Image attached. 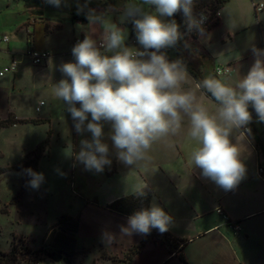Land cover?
I'll list each match as a JSON object with an SVG mask.
<instances>
[{
  "label": "clouds",
  "instance_id": "clouds-1",
  "mask_svg": "<svg viewBox=\"0 0 264 264\" xmlns=\"http://www.w3.org/2000/svg\"><path fill=\"white\" fill-rule=\"evenodd\" d=\"M47 2L59 7L61 0ZM143 5L154 6L155 11H146ZM193 5L194 0L127 3L123 18L132 20L142 51L125 45L123 28L96 15L94 10L89 12V24L103 27L100 45L91 35H85L72 49L75 62L60 66L66 78L53 86L55 97L67 105L75 130L92 134L91 140L81 141L76 157L86 169L99 172L112 163L109 146L103 142V122L111 124L117 159L127 166H136L150 159L148 152L156 141L178 134L187 118V135L197 143L189 157L192 166L225 190L234 189L244 179L246 169L241 150L230 137L250 123L249 105L264 121V50L253 47L255 62L235 84L215 76L197 83L217 103L215 112H210L197 102L193 91L183 89L189 77L184 63L169 61L161 51L175 46L182 38L176 21L165 22L162 17H172L182 10L188 30L203 34L206 17H195ZM77 103L80 107H76ZM89 114L91 120L85 126ZM243 136L244 132H240V137ZM25 171L31 177L29 185L39 188L44 181L43 173L30 168ZM145 188L147 183H142L136 192L144 195ZM171 220L161 207L153 205L130 216L122 233L148 234L152 228L164 233L169 230ZM105 239L112 243L115 237L105 233Z\"/></svg>",
  "mask_w": 264,
  "mask_h": 264
},
{
  "label": "crops",
  "instance_id": "crops-1",
  "mask_svg": "<svg viewBox=\"0 0 264 264\" xmlns=\"http://www.w3.org/2000/svg\"><path fill=\"white\" fill-rule=\"evenodd\" d=\"M75 1L81 2L86 0ZM88 2L97 4V6L88 8V14L94 10L96 15H102L106 19L112 16L113 19H109L111 22L121 28H124V26L128 27L130 29V39L131 37L136 38L132 20L123 18L124 6L127 4V0ZM140 2L141 0L137 1V3ZM250 2L254 11L258 34H246L250 26L247 24L245 18L240 16L239 13H235L229 7L232 4L229 0L220 10L216 26L199 35L197 39L189 36H185L183 39L187 46L192 49V52L194 51L197 56L203 57L204 63H191L190 59L186 57L187 49L184 46V57L189 60L197 76L194 77L188 72V80L182 87L186 91H193L197 97V102L203 104L210 112H215L217 104L202 89L197 87V83L205 77L214 76L213 70L216 67H227L229 73L216 78L224 79L229 84H235L240 78L247 75L255 62L256 56L252 51L253 47L264 50V7L260 11L254 9V4L264 5V1L250 0ZM143 7L145 8V5ZM82 8L83 5L77 6L75 4L63 11L53 9L55 12L52 13L51 17L54 18L50 19L45 18L43 10L36 13L25 8L30 16L29 18L27 17V22L22 27H31L32 29L31 33L27 31V35L29 36L25 40L26 51L33 49L47 53L49 57L43 65L33 66L28 58L21 57V55L15 59L14 54L9 52L10 49L8 47L5 50L0 49V53L11 59L10 62L12 60L17 62L16 71L8 73L13 74L14 81L17 76L21 79L25 77L30 65L41 68L36 71L35 75L53 76L55 72L58 81H60L66 78L60 71V66L63 63L75 62V57L72 53V43L75 38L80 37L84 39L85 35H91L97 43L101 41L103 27L100 24L90 25L89 20L83 24L80 22L72 23L71 21L69 23L60 22L58 20V13L65 11L69 15L71 11ZM257 14H259V17ZM36 26L41 31L39 32L42 35L40 41L37 39ZM46 26H56L57 28L49 33H45ZM67 26L71 28V34L68 37L65 36L66 47H64L61 32ZM216 30L219 33L217 37L219 42L229 45V48L223 52L221 58L213 56L207 50V47L199 42L203 37L209 36L211 32ZM9 42L10 39L8 37V42L1 43L0 46L3 44L8 45ZM211 43L209 42V44ZM126 45L129 46V44ZM161 51L165 52L168 50L165 48ZM175 52L177 54L176 50ZM5 75L0 78H4ZM40 103V107L45 106V103L42 106ZM39 106L35 108L36 113H40ZM76 107H80L79 103L76 104ZM37 108L39 109L38 111H36ZM248 110L250 113H256L251 105H249ZM62 113L66 112L63 111ZM65 116L63 117V115L58 114L55 117L50 112L46 118L39 117L36 119L18 120L47 121L49 128L45 139L48 138L49 149L52 142L57 144L60 141L61 133L64 132L61 130L63 124L70 123L67 116ZM14 119L17 118L15 117ZM256 119L258 120L257 122L255 121ZM90 120L91 115L89 114L88 121ZM74 124L75 122L72 119L70 131L73 138L70 143L62 144L63 148H68L67 145H69L70 149H75L78 146L77 131ZM249 124L253 128L246 126L250 130V133L241 138L240 129L230 137L233 144L239 145L241 160L246 169L244 179L232 190L223 189L211 179L203 177L201 169L192 166L189 157L193 149L197 147V143L192 141L187 135L189 127L187 118H185L178 134L169 135L156 141L152 146V148H155L154 155L150 157L148 152L150 159L141 161L136 166H127L117 159L116 149L111 140V130L107 140L109 149L114 154V162L110 173L106 174L102 181H99L91 197L84 199L81 196L72 198L77 206L75 213L70 212L62 215L71 218L78 225L75 234V255L80 254L83 256L81 261L85 262V256L87 253H90L92 247L99 250V257H97L99 259L111 261L112 264H128L125 260L126 258L122 256L120 258L110 249H113L117 244L123 246L129 243V246L123 249L122 253L125 255L146 234L132 232L130 235H127L122 233V227L128 226L129 218L111 212L107 207L119 198L136 193L137 187L142 183H147V188L144 190L150 191L152 194L149 209L153 205L159 206L172 218L169 230L165 233L173 239L186 241L187 243L184 248L196 237H204L205 234L213 232L222 233L228 241L226 245L231 247H235L236 244L239 245L241 237L246 240L253 238L259 233L258 226L254 225L244 228L242 224L245 220H251L252 218L264 215V176L259 178L256 175L258 164L262 163L264 170V121H260L256 114L252 115ZM18 125L20 124L14 126ZM81 135L84 136V133ZM48 151L44 156H48ZM166 157L167 160L165 159ZM260 225H262L261 233L264 234V223H260ZM233 226L239 228L237 233H234L232 230ZM84 228L87 231L83 233ZM150 231L160 233L155 228H152ZM228 232L232 233V239L229 237ZM105 233L113 235L115 240L112 243H107ZM184 248L182 253L184 252ZM143 253L146 254L144 264H182L176 256L170 254L168 248L158 238L147 243L142 251L131 260L130 264H133V260ZM96 260L94 259L92 264H96ZM186 261L188 264H198ZM237 264L248 263L244 260H239Z\"/></svg>",
  "mask_w": 264,
  "mask_h": 264
},
{
  "label": "rangeland",
  "instance_id": "rangeland-1",
  "mask_svg": "<svg viewBox=\"0 0 264 264\" xmlns=\"http://www.w3.org/2000/svg\"><path fill=\"white\" fill-rule=\"evenodd\" d=\"M86 1L99 2L104 0ZM137 1L135 0V2ZM129 2L132 0H127V3ZM231 2L229 7L245 18L250 26L246 34H258L250 0H230ZM144 9L151 12L155 11L154 6L145 5ZM43 12L46 19L54 18L51 17L52 13L55 12L53 9H44ZM58 14L60 22H70L69 15L65 11ZM29 16L30 14L26 12L21 1L0 0V36L6 35L10 39L8 45L3 44L0 49L5 50L8 47L15 59L20 55H25L27 49L25 41L29 36L27 31L31 33L32 29L31 27H22V25L27 22ZM107 16L109 15L107 14ZM257 16L259 17V14ZM162 19L165 22L171 21V17H162ZM35 29L37 39L40 41L42 36L39 33L41 32L40 28L36 26ZM123 29L126 31V45L129 44L130 29L125 26ZM70 34L71 28L69 26L61 32L64 47H66L65 36L68 37ZM218 35V30H216L211 32L209 36L203 37L199 42L204 44L213 56L221 58L229 45L220 43L217 39ZM209 42L212 43L209 44ZM184 46L187 49L186 57L190 59L191 63H202L200 58L193 56L192 49L185 42ZM128 47L131 45L129 44ZM166 49L168 51L163 53L166 54L169 61L180 60L174 47ZM108 54L111 55V53ZM10 60L8 56L0 53V70L8 66ZM40 69L30 65L25 77L21 79L17 76L15 81L13 74H6L4 78H0V121L8 117L11 120H14L15 117L17 119L46 118L51 112L55 117L58 114L63 115V117L66 115L70 123L63 124L61 130L64 132L61 133L60 141L57 144L52 142L48 149V156L42 157L37 163L35 172L43 173L44 181L36 189L29 185L28 182L31 177L27 173L3 170L23 166L29 161L26 158L27 155L46 137L49 128L48 122L44 120L38 125L25 124L0 129V252L9 253L11 247L14 246L16 252L13 264H73L72 259L67 261L63 254L64 259L58 263L48 260L47 254L21 256V248L19 247L22 245L30 252L40 249L42 239L53 227V224L62 215L76 212L77 206L72 198L91 197L99 181H102L106 174L110 173L114 154L109 152L111 165H105L103 171L98 172L95 169H86L85 165L76 158L81 150V141L92 139L91 132H83L85 138L81 135L82 133L77 132L78 146L75 149H70L69 145H67L68 148L62 147V144L70 143L73 138L70 131L71 114L67 110V105L54 95L53 86L59 82L56 73L46 77L35 75L36 71ZM41 101L45 103V106H39ZM37 106L40 107V113L35 112ZM63 111L66 112L65 115L62 113ZM88 122L85 121V126ZM111 130V124L103 122V142L107 143ZM154 151L155 148L150 149V157L154 155ZM165 159L167 160V157ZM256 175L260 178L257 171ZM263 176L264 170L261 177ZM260 223H264V215L245 220L242 224L244 228L256 225L259 233L250 240L241 237L240 244H236L235 247L227 246V239L219 232L205 234L204 237H196L184 248L185 261L198 264H237L239 260H244L248 264H264V234L261 233L262 225ZM57 231L58 229L55 228L52 235ZM85 231L87 229L84 228L83 233ZM228 233L232 239V233ZM128 244L123 246L117 244L110 250L120 258L121 256L125 258L128 253L124 255L122 252L124 247L129 246ZM82 257L80 254L75 255L74 264H92L94 259H97L96 264H112L111 261L97 258L99 257L97 248L91 247L90 253L85 256V262L81 261ZM145 258L146 254L143 253L133 260V264H144Z\"/></svg>",
  "mask_w": 264,
  "mask_h": 264
},
{
  "label": "trees",
  "instance_id": "trees-1",
  "mask_svg": "<svg viewBox=\"0 0 264 264\" xmlns=\"http://www.w3.org/2000/svg\"><path fill=\"white\" fill-rule=\"evenodd\" d=\"M21 1L24 5V7L28 10H32L36 13H38L41 10L44 9H57V10H67L71 5H83L82 9L73 10L70 12V21L72 23L80 22V23H86L88 22V8L92 6H97L95 3H90L88 1H75V0H61V3L59 7L50 4L47 2V0H16ZM229 0H194L193 5V15L195 17H199L203 15L206 17L205 25H203L204 32H207L212 27L216 26L218 23V18L214 19L215 14L219 13L220 10L223 8V6L228 2ZM256 5L254 4V9L256 10ZM214 19V20H213ZM171 20H175L176 23L179 25V31L182 34V38L178 40V42L175 44L174 49L177 51L178 58L184 63L186 66L187 72L192 74L194 77H196V73L193 71L191 64L189 60L184 57V42L183 39L185 36H189L193 39H197L201 33H199L196 30L189 31L188 26L186 23V17L184 16L182 10L175 13ZM57 27H45V33H49L53 30H55ZM203 32V33H204ZM133 39V37H131ZM193 55L197 58H200L202 61V64L204 63L202 56H197L196 52L193 51ZM202 91L205 92V94L211 98L213 102L215 100L211 97L210 93H207L206 90ZM216 103V102H215ZM217 104V103H216ZM252 112V111H251ZM257 113L252 112L251 115H256ZM42 121L40 120H18L14 119L11 120L9 117L5 120L0 121V129L7 128L10 126H14L17 124L25 125V124H33L38 125L41 124ZM249 128H252L250 124L247 125ZM253 129V128H252ZM48 151V138H46L44 141H42L40 144L36 146V148L31 151L27 155V159L29 160L25 165L17 167V168H8L4 169L3 171H22L24 173H27L26 169H32L35 171V167L37 166L38 161L40 158H42L44 155H46ZM28 175V174H27ZM152 194L150 191L144 190V195H139L137 192L126 196L119 198L115 201H113L107 209L111 212H114L120 216L124 217H130L135 212L140 211L142 209H149V204L151 200ZM69 227H65V226ZM57 228L58 231L54 234V229ZM78 225L77 223L72 220L69 217L61 216L56 223L51 227L48 232L45 234L44 238L41 241V247L37 251L30 252L26 247L20 246V254L21 256H24L26 254H29L30 256L36 255V254H53V253H60L65 256V259L68 261L70 258L72 259L71 262H74V249H75V234L77 232ZM156 238L161 239L162 243L168 248L171 255L176 256L179 261L182 264H187L184 256H183V248L186 245V241L183 240H177L171 238L167 233H156L153 231H150L146 236L135 246H133L126 255V261L128 264H130L133 257H135L137 254H139L142 249L145 247V245L149 242L154 241ZM21 242V241H19ZM15 249L14 246L11 247V251L9 253H1L0 252V264H13L12 262L15 260ZM10 254V255H9ZM64 259V258H63Z\"/></svg>",
  "mask_w": 264,
  "mask_h": 264
},
{
  "label": "built area",
  "instance_id": "built-area-1",
  "mask_svg": "<svg viewBox=\"0 0 264 264\" xmlns=\"http://www.w3.org/2000/svg\"><path fill=\"white\" fill-rule=\"evenodd\" d=\"M263 7H264L263 4H257L256 10L260 11L263 9ZM200 17L201 16H199L198 19ZM218 17H219V13H216L214 19H216ZM205 22H206V19L203 20L202 26L205 25ZM82 40H83V38H80V37L75 38L73 40L72 47H74L77 42L82 41ZM7 42H8L7 36H5V35L0 36V44L1 43H7ZM100 42L97 43L98 46L100 45ZM129 44L131 45L132 48L139 49L141 51L143 50L142 46L138 43L136 38L130 39ZM101 50H102V48H101ZM21 57L28 58L33 66H41L48 59L49 55L47 53H44V52L29 49L28 51L25 52V55H21ZM16 69H17V62L12 60L7 67H4L0 71V77L4 76L5 74H8V73H14L16 71ZM228 73H229V70L227 67H216L213 70V74L215 77L227 75ZM40 105H41V103H40ZM38 110L39 109L37 108L36 111H38ZM246 129H241V132H244V135L250 133V131H248L249 130L248 127H246ZM262 172H263V165H262V163H260L257 166V173L260 177L262 176ZM218 212L220 213V211H218ZM232 230L234 231V233H237L239 231V228L237 226H233ZM37 264H39V263H37Z\"/></svg>",
  "mask_w": 264,
  "mask_h": 264
},
{
  "label": "water",
  "instance_id": "water-1",
  "mask_svg": "<svg viewBox=\"0 0 264 264\" xmlns=\"http://www.w3.org/2000/svg\"><path fill=\"white\" fill-rule=\"evenodd\" d=\"M46 258L52 262L58 263L63 259V256L60 253H53V254H48Z\"/></svg>",
  "mask_w": 264,
  "mask_h": 264
}]
</instances>
